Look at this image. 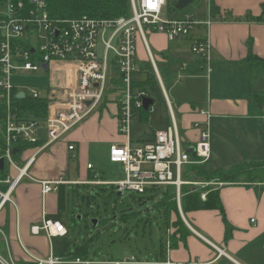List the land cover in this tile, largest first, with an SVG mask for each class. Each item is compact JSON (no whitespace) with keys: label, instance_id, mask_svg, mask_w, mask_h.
I'll list each match as a JSON object with an SVG mask.
<instances>
[{"label":"crops","instance_id":"0c3cea01","mask_svg":"<svg viewBox=\"0 0 264 264\" xmlns=\"http://www.w3.org/2000/svg\"><path fill=\"white\" fill-rule=\"evenodd\" d=\"M212 1L220 11L217 18L210 14ZM206 3L204 17H190L201 22L213 20L211 26H200L193 34L209 42L210 66L190 51L188 40L169 41L165 35L151 31L145 32L146 42L141 35L137 37L135 75L153 67L163 96L148 93L154 111L145 120L138 113L134 117L149 127L134 138L131 131L130 144L135 148L151 143L157 132L175 124L183 146L193 149L201 133L208 130V124L211 129L214 120L224 140L230 136L236 138L239 163L264 161V105L252 99V94L264 93L260 80L264 68L252 77L247 62L251 46L254 54L264 59V22L245 19L248 15L262 16L264 0H206ZM170 16L178 18L172 13ZM159 69L166 73L176 71L170 90L164 87ZM113 75L116 79L120 77L117 72ZM51 77L53 87L66 88L71 84L67 69L53 71ZM134 80L135 84L146 81ZM117 98L116 94L107 97L83 123L52 144L46 142L44 127L39 147L25 151L18 163L14 160L15 166H8L5 161L6 179L0 174V258L14 264H38V260L50 258L66 261L73 259L76 249L82 247L74 244L72 252L71 241L64 242L70 235L67 221L73 207L71 202L74 204L76 199L75 187L104 186L98 182L124 180H114L112 174L103 173L106 166L100 158L104 153L110 159L113 145L127 143L120 130ZM157 98L161 107L156 106ZM69 146L75 150L70 151ZM31 159L34 160L28 166V176L19 181L18 168L26 166ZM103 174L112 179H101ZM59 180L64 184L56 192L43 194L41 182ZM218 189L224 215L219 210L184 213L180 203V214L192 234L177 248L168 244L166 258L179 264H264V187L223 185ZM44 220L63 225L68 235L33 234L32 228Z\"/></svg>","mask_w":264,"mask_h":264},{"label":"built area","instance_id":"2783aa9c","mask_svg":"<svg viewBox=\"0 0 264 264\" xmlns=\"http://www.w3.org/2000/svg\"><path fill=\"white\" fill-rule=\"evenodd\" d=\"M178 3L179 0H173ZM130 17L114 20H96L88 17L59 20L51 16L48 0H2L0 8V96L4 98L7 116L5 121L6 145L0 158L15 166L13 150L18 142L40 143L41 130L45 127L47 144L59 141L83 123L93 110L110 95H118L120 106V130L126 136V144H115L110 150V160L121 164L126 179L116 183L98 182L116 187L124 192L146 193L153 188L175 186L178 204L181 203V187L189 184L184 180V168L201 165L210 160V126L202 132L194 152L183 147L175 124L159 131L153 142L132 147L131 131L134 112L144 108L149 94L135 86L133 76L138 72L136 64V40L145 32L165 35L169 41L188 40L190 51L209 65V42L193 34L200 26H211L212 19L198 21L190 16L171 17L168 0H130ZM210 66V65H209ZM67 69L71 84L66 88L53 87V71ZM210 71V69H209ZM44 72L49 77L47 85V116L44 119L22 114L15 107L14 98L30 96L41 99L34 89L27 94L15 78ZM119 74V78L113 75ZM44 99V98H42ZM151 107V112L154 107ZM203 114H205L203 112ZM209 116V115H208ZM74 151V146H69ZM29 163L18 168V180L28 176ZM92 168L91 165L88 167ZM63 180L41 182L44 195L54 193ZM215 189L223 183H207ZM207 193L201 194L206 200ZM35 235L42 232L49 236L65 237L68 230L58 222L44 220L32 228ZM2 264H14L0 258ZM38 264H179L166 259L158 261L124 260L94 262L73 258L38 260Z\"/></svg>","mask_w":264,"mask_h":264},{"label":"rangeland","instance_id":"374dc122","mask_svg":"<svg viewBox=\"0 0 264 264\" xmlns=\"http://www.w3.org/2000/svg\"><path fill=\"white\" fill-rule=\"evenodd\" d=\"M6 7L0 8V12H6ZM207 13L206 0H195L184 10H178L174 14L178 18L186 16L204 17ZM189 44V43H188ZM160 78L167 90L171 89V82L176 75L175 70L164 72L159 69ZM154 76L159 82L157 73L152 68H148L142 75H134L133 78L147 80L148 75ZM49 77L44 72L25 75L15 78L27 94L36 89L42 98H47V85ZM264 84V77L261 79ZM146 82V81H145ZM52 83V81H51ZM159 86L162 87L159 82ZM180 87V85H178ZM156 106H162L157 98ZM149 125L139 121L138 117L132 120V137L144 134ZM234 134V132L232 131ZM211 161L210 167L214 169L229 168L239 163L237 159V140L235 137L224 140L218 128L214 126V120L210 129ZM216 135V136H215ZM232 138V140H230ZM239 143V142H238ZM185 148V146H183ZM240 148V147H239ZM243 153V151H242ZM245 157L248 156L244 150ZM22 156V154H20ZM19 156V157H21ZM102 163L106 166L102 169L103 173L112 174L114 180L126 179L124 168L120 164H112L109 157L104 153L100 155ZM8 166L9 163L7 162ZM188 167L184 168L186 171ZM101 179L110 180L112 178L104 176ZM187 179L190 187H212L206 185L207 182L199 179L196 173H188ZM74 204L70 212L67 226L70 235L64 240L71 241V250L74 252V244L84 246L92 240L88 246V255L91 259L105 260L106 262H116L124 260H149L155 261L156 255L160 250V230L161 216L154 208V204L164 196L163 190L152 191L140 194L137 192H124L120 195L116 187L111 185L91 186L89 188L80 186L75 187ZM78 195V197H77ZM79 198V199H77ZM79 203V204H78ZM125 212H134L135 216L127 220H122L121 215ZM175 219V217H174ZM174 230H168L170 235Z\"/></svg>","mask_w":264,"mask_h":264},{"label":"trees","instance_id":"16d2710c","mask_svg":"<svg viewBox=\"0 0 264 264\" xmlns=\"http://www.w3.org/2000/svg\"><path fill=\"white\" fill-rule=\"evenodd\" d=\"M2 0H0V3ZM49 11L53 18L59 20H73L80 19L82 17H88L96 20H114L119 17H130L131 6L130 0H48ZM168 10L170 13L178 11L176 9V3L173 0H168ZM220 11L216 4L212 1L210 4V14L212 18H217ZM229 19L237 20L229 16ZM247 21L264 22V4L263 15L260 17H253L248 15L245 18ZM247 62L251 69L252 77H255L261 69L264 68V59L255 55L253 47L249 49ZM135 86L141 88L147 93L155 92L156 95L162 98V91L159 86V82L155 80L154 76L149 74L148 79L144 83L135 84ZM254 102L264 105V93L252 94ZM15 107L26 115L33 116L34 118L44 119L47 116V100L35 99L27 96L23 99L14 98ZM149 110L145 108L135 111L141 115L145 120L150 114ZM135 115V114H134ZM7 116V108L4 98L0 96V154H3L6 139H5V121ZM40 143L31 144L27 142H18L15 144V148L18 150L17 154L13 156V159L20 161V154L33 148L39 147ZM6 170V169H5ZM0 171L1 178L6 179V172ZM196 173L197 177L204 182L212 183L219 182L224 185H253L259 184L264 187V161H246L237 163L231 167L219 168L211 170L210 162L207 161L201 165L189 166L184 172V180L187 179L188 173ZM152 191L163 190L164 196L161 200L154 204V208L159 212L161 216V223L159 224L160 230V250L156 255L155 261H165L167 254V245L170 248H177L179 243H186L187 238L192 234L186 226L180 214L178 205V194L175 186L153 188ZM207 193L206 200L201 199V194ZM181 205L184 213L200 210H219L224 215L223 205L220 197V189H214L213 187H196L184 185L181 187ZM135 216L134 212H125L121 215L122 220H127ZM175 217V219H174ZM174 230L170 235H167L168 230ZM226 236H229V230L227 229ZM92 240H89L86 245L76 249L73 254V258H88V246ZM139 261H143L138 259ZM149 261V260H147Z\"/></svg>","mask_w":264,"mask_h":264},{"label":"water","instance_id":"95a60500","mask_svg":"<svg viewBox=\"0 0 264 264\" xmlns=\"http://www.w3.org/2000/svg\"><path fill=\"white\" fill-rule=\"evenodd\" d=\"M195 0H179V2L176 4V9L177 10H184L185 8H187L188 6H190ZM20 97L21 98H24L25 97V93H21L20 94ZM153 104V101L152 99L150 98H146L144 100V108L145 110H149L150 106ZM189 152H194L193 149H189L188 150ZM18 152L17 149H14L13 150V154L16 155ZM5 168V159L4 158H0V170H4ZM121 195V194H120ZM180 209V212L182 214V210H181V207L179 208Z\"/></svg>","mask_w":264,"mask_h":264}]
</instances>
